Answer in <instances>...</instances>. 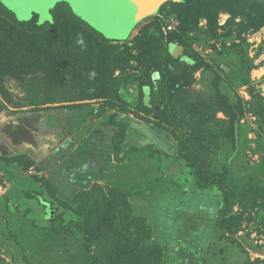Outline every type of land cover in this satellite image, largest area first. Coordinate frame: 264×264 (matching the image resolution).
<instances>
[{
  "label": "rangeland",
  "instance_id": "obj_1",
  "mask_svg": "<svg viewBox=\"0 0 264 264\" xmlns=\"http://www.w3.org/2000/svg\"><path fill=\"white\" fill-rule=\"evenodd\" d=\"M52 12L21 20L0 0V264H196L195 253L200 264H264V0L170 1L126 39L105 37L66 2ZM172 17L168 49L183 48L174 111L200 168L227 175L236 202L222 223L247 253L232 243L213 252L219 188L187 203L192 176L174 161V137L144 120L162 105L151 106L148 87L113 80L160 77L149 39L160 33L164 46ZM193 57L203 67L181 73ZM126 105L153 111L137 118ZM115 111L128 125L119 159Z\"/></svg>",
  "mask_w": 264,
  "mask_h": 264
},
{
  "label": "trees",
  "instance_id": "obj_2",
  "mask_svg": "<svg viewBox=\"0 0 264 264\" xmlns=\"http://www.w3.org/2000/svg\"><path fill=\"white\" fill-rule=\"evenodd\" d=\"M52 14H53V12H52ZM36 16H37V14H34V17H36ZM176 31H171V32H168V31L163 32L162 31L161 35H162L163 40L165 41V45L160 47V48L157 47V40H156L157 39L156 35L160 34V33L154 34V36H152L149 39V46H148L149 49L148 50L153 51L154 55L158 56V58L160 59V65H159V69H158V71L160 73V77L158 79L151 78L147 73H145L144 70H142V71L137 72V73L124 72V73L118 75L117 77H115L113 80L115 82L129 81L130 84H132V85H139V86H143V87H148L150 89V91L152 92L151 101H150L151 106L153 108H155L158 105H162L161 109L156 112V114L158 115L159 118H154L153 119L154 121H150V119H144V120L148 123L154 124L155 126L163 129L164 131L169 132L174 137L177 146H175L176 152L173 154V156L178 157V158L176 157L174 159V161L181 160L182 162H185L186 163L185 167H187L188 170H190L189 174H190V176H192L190 189H188L189 194L184 193V196L187 197L186 200H188L187 203L196 204L198 202V200L193 199V196H199L200 197V195L202 194L201 192L203 190H210V189H211L210 191L213 190L211 193V194H213V196H214V194L219 195V193L223 195V207L220 210L219 217H218L217 222H216V226H218L221 229L222 233L217 238L216 237L212 238V244L211 245L213 247L211 246V248L215 249V247L217 245L219 246L218 249L213 250V252L216 253L219 251V253H222V254L226 253V255H227V251L229 248L227 246V243H232V244L238 245L239 250L241 248V250H243L245 253H247L245 251V249L242 248V244L237 239L232 238V237L227 235V229L223 226V223H222V220L225 218V216H227L231 213V211L235 205V202H236L235 201L236 194L230 188V186L228 184L227 175L226 174H220V173H217L214 171L204 172L200 168L198 161H197V154H196L194 148L190 147L187 144L184 126L180 123V121L177 118V115L175 114V111H174L171 92H172L173 87L176 86L179 75L177 73H175V71H173V68L176 67L175 64L177 61H179V59L177 57H174L171 54L170 50L168 49V45H169L168 40L174 39V36L172 35V33L176 32ZM149 56H150V54L147 51L146 59H149ZM192 60H193L194 64H190V66H189L190 70L181 68L180 69L181 73L182 72L184 74H186V73L188 74L189 72L194 73L197 70H199L201 67H203V64H205V62L202 59H198V58L193 57ZM143 108L145 111H138V109L132 108L129 105H126V106H124L122 111L125 113V115L133 114L137 118L143 117L141 112H146L149 114L151 111H153V109L148 108V106L147 107L144 106ZM116 114H117L116 111L114 113L110 114V116L113 117L112 121H110V122H112L115 126L119 127L120 132L123 130L122 135L120 133L117 135H114V139H113V146L115 149V155H116V158L119 159V155L122 153V150H123L122 145H121V141H119V139L124 135V128H125V125H127V123H125L124 121H121L120 118L118 120L114 119L116 117ZM157 115H155V116H157ZM110 116H109V118H110ZM113 119H114V121H113ZM107 120H109V119H107ZM105 122H108V121H105ZM123 138H125V135L123 136ZM166 138L167 137H165V141H166ZM172 147L174 149V146H172ZM122 159H124V157ZM150 184H151V181L149 182V185ZM216 184H218L219 186L217 187ZM218 188H219V193H218V191L214 193L215 189L218 190ZM147 191H149V189L146 190L145 192L138 193L137 195H139L140 197H141V195L145 196V193ZM152 191L153 190L150 189L149 192H152ZM188 209H190V208H188ZM194 214H197V213H194ZM195 217H196V215H195ZM194 220H195L194 218L183 220L182 225L184 224V227L187 226V228H188L192 223H194ZM209 220H210V218H207V221H209ZM147 227L150 228L148 225H147ZM205 228L207 230H209L210 234L212 233L213 230L215 233V227L206 226ZM211 228H212V231H210ZM150 230H152V229L150 228ZM223 241H226V244L224 246L220 244ZM198 254L199 253H195L194 255H192L194 257L192 259H194L197 262L196 264H200L199 262L202 259L201 256H199ZM226 258H224L221 261L220 260L217 261L216 264H239V262H236V260L239 259V257L231 259V260L230 259L227 260ZM212 260H217V259L213 258ZM205 261H207V260L205 259ZM207 264H210V263L207 262ZM211 264H212V262H211Z\"/></svg>",
  "mask_w": 264,
  "mask_h": 264
},
{
  "label": "water",
  "instance_id": "obj_3",
  "mask_svg": "<svg viewBox=\"0 0 264 264\" xmlns=\"http://www.w3.org/2000/svg\"><path fill=\"white\" fill-rule=\"evenodd\" d=\"M21 20L39 15V21L53 20L52 10L60 2L70 5L73 12L107 38L126 39L144 18L158 13L168 1L182 0H2ZM182 47L172 44L170 52L178 57Z\"/></svg>",
  "mask_w": 264,
  "mask_h": 264
},
{
  "label": "built area",
  "instance_id": "obj_4",
  "mask_svg": "<svg viewBox=\"0 0 264 264\" xmlns=\"http://www.w3.org/2000/svg\"><path fill=\"white\" fill-rule=\"evenodd\" d=\"M176 24H177V21L175 20L174 17H172V18L168 21V23L166 24V25H167V26H166V31L171 32V31L175 30L176 27H177Z\"/></svg>",
  "mask_w": 264,
  "mask_h": 264
},
{
  "label": "crops",
  "instance_id": "obj_5",
  "mask_svg": "<svg viewBox=\"0 0 264 264\" xmlns=\"http://www.w3.org/2000/svg\"><path fill=\"white\" fill-rule=\"evenodd\" d=\"M261 60V59H260ZM258 61V60H257ZM257 61H256V63H257ZM262 61V60H261ZM213 233H214V230H213ZM215 234V233H214ZM231 254V253H230ZM230 257H231V255H230ZM202 258V257H201ZM231 260V259H230ZM236 262H239V264H243V261L241 260V259H237L236 260Z\"/></svg>",
  "mask_w": 264,
  "mask_h": 264
},
{
  "label": "flooded vegetation",
  "instance_id": "obj_6",
  "mask_svg": "<svg viewBox=\"0 0 264 264\" xmlns=\"http://www.w3.org/2000/svg\"><path fill=\"white\" fill-rule=\"evenodd\" d=\"M182 1H183V0H182ZM182 1H181V2H182ZM169 2H170V1H168V2H166V3H169ZM172 2H173V1H172ZM166 3H165V4H166ZM175 3H180V2H175ZM165 4H164V5H165ZM164 5H162V7H163Z\"/></svg>",
  "mask_w": 264,
  "mask_h": 264
}]
</instances>
